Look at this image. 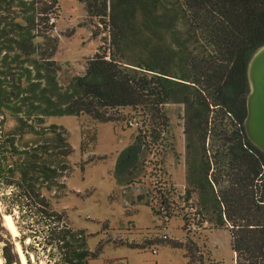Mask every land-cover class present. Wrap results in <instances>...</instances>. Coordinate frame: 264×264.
I'll list each match as a JSON object with an SVG mask.
<instances>
[{"label": "trees", "instance_id": "obj_1", "mask_svg": "<svg viewBox=\"0 0 264 264\" xmlns=\"http://www.w3.org/2000/svg\"><path fill=\"white\" fill-rule=\"evenodd\" d=\"M80 1L90 19L109 28L110 40L105 39L87 61L82 75L62 84L54 34L59 1L0 0V204L22 235L28 264L32 263L24 246L27 240L49 251L46 264H89L98 255L88 248L85 230L72 226L66 213L55 208L74 171L70 162L74 149L67 131L47 124L48 119L87 115L108 123L118 121L121 110L138 112L141 128L119 153L113 171L117 185L127 189L143 183L147 175L148 155L167 132L168 103L186 106L197 133L204 126L210 133L212 123H220L219 138L227 146L224 163L231 169L229 186L217 188L206 151L191 154V140L187 182L206 190L209 198L202 202L217 209L220 226L230 224L236 264H264V153L250 142L245 129L247 69L264 45V0H183L191 20L188 35L206 42L202 50L182 42L176 25L154 18L151 13L159 8L158 0ZM135 5L153 21L146 22L151 30L173 32L167 50L153 46L143 57L129 55L139 45L130 36L138 31L130 22L136 16ZM8 120L14 122L12 128L7 127ZM202 137L205 142V134ZM86 147L81 142L83 151ZM172 193L159 180L154 190L138 199L155 216L169 221L179 210ZM186 195L188 202L189 189ZM183 220L185 227L189 225L188 217ZM164 243L185 249L189 264L200 252L193 242L167 237L125 244L144 249ZM3 251L6 264H20L12 242Z\"/></svg>", "mask_w": 264, "mask_h": 264}, {"label": "rangeland", "instance_id": "obj_2", "mask_svg": "<svg viewBox=\"0 0 264 264\" xmlns=\"http://www.w3.org/2000/svg\"><path fill=\"white\" fill-rule=\"evenodd\" d=\"M58 1L61 11L54 30L59 40L56 60L61 67L59 80L67 84L72 77L85 72L87 61L100 51L105 39L110 40V31L97 19L89 18L86 5L80 0ZM158 1L159 8L151 13L154 18L158 22H171L172 27L176 25V36L182 42H186L191 49L200 47L202 50L201 46H205L206 42L196 41L188 35L187 22L191 20L185 13L187 7L184 1ZM135 7L136 16L130 22H134L138 31L130 36L139 45L131 49L129 55L134 59L143 57L153 46L167 50L173 44V32L151 30L146 22L153 21L141 5ZM164 111L169 120L167 132L163 134V140L157 142L154 152L148 155L147 175L143 183L127 189L117 185L113 171L119 153L134 141L141 128L138 122L142 118L138 112L121 110L116 114L119 120L108 123H101L87 115L50 118L47 121V124H56L67 131L74 149L70 159L74 171L67 180L65 196L55 204V208L66 213L72 226L87 233L88 248L98 253L89 264H189L186 250L173 248L169 243L144 249H134L125 244L142 243L153 238L164 240L165 237L169 241L193 242L198 246L200 252L196 253L191 264H236L230 224L226 222L220 226L217 209L202 202L209 198V194L198 185L189 186L187 182V144L191 140V154L198 151L202 155L206 151L207 160L211 163V178L219 183L217 188L229 186L227 177L231 169L224 163L227 146L219 138L217 126L220 123H212L210 133L208 126L197 133L184 104L168 103ZM13 125L14 122L8 120L7 127L12 128ZM147 128L153 129V126ZM81 142L87 146L84 151ZM233 169L236 171L237 166ZM159 180L165 189H173L172 195L179 208L177 216L169 221L155 216L151 208L145 206L144 200L138 199L147 190H154ZM188 189L190 199L186 202ZM4 215H7L5 208L0 204V264H6L3 248L7 242L13 243L20 264H23L18 250L19 245L24 254L20 241L22 235L20 232L13 235ZM184 216L189 218L186 227ZM24 246L29 250L32 264H46L49 251L44 252L41 245H32L29 240ZM153 248L158 253H153ZM33 250L38 251L33 253Z\"/></svg>", "mask_w": 264, "mask_h": 264}, {"label": "water", "instance_id": "obj_3", "mask_svg": "<svg viewBox=\"0 0 264 264\" xmlns=\"http://www.w3.org/2000/svg\"><path fill=\"white\" fill-rule=\"evenodd\" d=\"M247 77L250 91L245 129L250 142L264 153V45L251 57Z\"/></svg>", "mask_w": 264, "mask_h": 264}, {"label": "bare ground", "instance_id": "obj_4", "mask_svg": "<svg viewBox=\"0 0 264 264\" xmlns=\"http://www.w3.org/2000/svg\"><path fill=\"white\" fill-rule=\"evenodd\" d=\"M4 219L6 221V225H7L8 229L13 233V235H18L19 231H18L17 226L13 220V217L11 215H4ZM18 250H19V252H21L23 264H27L26 258L24 256V254L22 253L19 245H18Z\"/></svg>", "mask_w": 264, "mask_h": 264}, {"label": "built area", "instance_id": "obj_5", "mask_svg": "<svg viewBox=\"0 0 264 264\" xmlns=\"http://www.w3.org/2000/svg\"><path fill=\"white\" fill-rule=\"evenodd\" d=\"M263 173H264V171H263ZM261 176L263 177V180H264V175H261ZM165 238H166V237H165ZM153 252H154V253H156V251H155V250H154Z\"/></svg>", "mask_w": 264, "mask_h": 264}, {"label": "crops", "instance_id": "obj_6", "mask_svg": "<svg viewBox=\"0 0 264 264\" xmlns=\"http://www.w3.org/2000/svg\"><path fill=\"white\" fill-rule=\"evenodd\" d=\"M156 253H158V252L156 251Z\"/></svg>", "mask_w": 264, "mask_h": 264}]
</instances>
